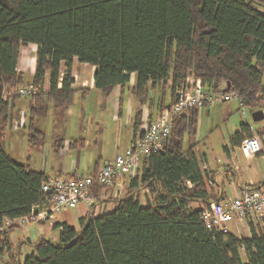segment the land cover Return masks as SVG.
Segmentation results:
<instances>
[{"label":"trees","instance_id":"obj_1","mask_svg":"<svg viewBox=\"0 0 264 264\" xmlns=\"http://www.w3.org/2000/svg\"><path fill=\"white\" fill-rule=\"evenodd\" d=\"M29 44L37 46L30 82L17 69ZM74 58L95 66L96 89L109 95L120 87L118 102L124 90L144 102L167 85L174 102L175 86L188 76L208 89L224 81L253 99L264 93V0H0V220L29 215L47 198L42 184L49 177L5 149L1 135L14 102H31L29 141L38 143L44 132L34 120L47 115L49 101L69 109L78 92H87L72 86ZM30 84L32 95L17 93ZM200 107L175 119L163 150L143 159L112 211L89 213L78 228L55 222L58 241L41 237L26 254L25 241L8 238L13 225L0 239V264H264L263 229L251 223V236L238 237L210 232L201 218L211 194L193 147H183ZM141 124L137 114L135 132ZM252 135L242 124L232 141ZM197 201L204 204L197 208Z\"/></svg>","mask_w":264,"mask_h":264},{"label":"crops","instance_id":"obj_2","mask_svg":"<svg viewBox=\"0 0 264 264\" xmlns=\"http://www.w3.org/2000/svg\"><path fill=\"white\" fill-rule=\"evenodd\" d=\"M36 51L37 46L35 44H29L21 49L17 69L24 75L29 76L28 82L32 80L35 72ZM32 58H35L34 64L31 65V67H28L27 60H31ZM66 71V67L62 66V75L65 74ZM94 73L95 66L80 62L77 58H74L71 70V76L74 79L72 86L74 88L86 89L87 92L80 91L82 95H86L89 91H94L96 89ZM134 82L135 75L132 74L130 84L133 85ZM48 88L49 84L47 82L45 89L48 90ZM158 89L162 90V93L157 94ZM164 92L163 89H155L151 93V95L153 94L151 96L152 99L150 98V100L148 98V102H142L133 95L129 97L125 110L127 109L126 123L127 126L130 127L125 136H123L121 126L118 127V125H113L120 120V116L124 113L122 108L123 102H118L120 87H117L108 95L111 99L115 96L116 100L113 106H115V117L118 115V118L113 122H106L99 119L91 122L83 121L78 128L74 129L72 132L70 131V115L75 112V109H70L71 106L68 110H63L64 112L59 111L61 118L54 123L56 124L57 129H59V127L61 128L54 132L51 139L47 140V130L36 126V121L38 120L36 118L34 120V125L36 128L44 132L43 138H41L38 143L31 144V146L29 145V148L25 151L22 150L20 153H18V151L15 152V154H18L13 156L12 153L14 152L10 151L14 140L13 133L15 132L20 135H17V137H19L22 144L25 143L27 139L29 140L30 137L29 124L27 123L25 126H19L16 123L20 111L23 109L28 110V100L26 99L25 101L22 99L19 102H14L12 122L7 123L5 129L2 130L1 136L4 141V146L6 148L9 146L8 153L12 159L26 164L32 169L42 171L48 177H54L57 175L69 176L75 173H93L104 162L114 159L116 155L123 153L128 148L131 140L136 134L134 122L137 114L141 115L142 122L144 121V118L146 121L151 122L159 114L160 106H167L171 103L165 102ZM80 103L82 108L77 115L78 118H83L88 102ZM97 103L99 104L101 102ZM215 103L216 102H213L209 105ZM53 107L55 106L53 105ZM204 107L206 106L198 108V119L195 126V132L189 133L188 140L184 138L183 147L185 149L193 147L197 154L204 185L207 191L211 194L209 197L210 202L215 200L227 201L233 196L240 194L245 187L258 185L264 180V119L260 120L261 124L257 127H254L247 120L242 119L240 125L234 132V134L238 132L242 124H248L253 135H257L260 138L261 151L254 157L247 158L243 155L240 149V144H234L232 141L234 134L231 135L230 145H224L223 154L215 155L214 150L211 148H198L199 141L196 139V133ZM262 107L264 106L259 104L257 110H260ZM58 109L61 108H56L55 111H58ZM233 110L234 108L232 107L229 114L234 113ZM227 112H229V110ZM68 116L69 118L67 119ZM243 116L247 118V111ZM38 118L40 119V117ZM110 129L113 130L111 131ZM126 137V145L125 147H122V138L125 139ZM186 142L187 144L185 145ZM31 149H33L32 155H30ZM190 185H192V183H190ZM109 194L110 195L107 197H102L101 195L97 202L92 205L91 209L85 203H81L77 208L58 213L55 218L52 219L45 220L38 218L23 226L14 225L15 228L9 232L8 238L11 243L18 244L23 242L22 238L26 237L27 240L29 237L30 241L27 240L28 242L24 243L21 247L24 254L33 251V244L41 237H47L54 241H58L59 230H56L53 227L55 222H65L78 228L80 226V219L87 214L91 213L96 216L112 211L116 206V199H118L123 193L118 194L114 187L109 191ZM203 204V202L197 201L194 205L198 208ZM257 219V225L254 226L264 230V212L260 214ZM228 228L230 233L238 237L251 236V222L247 219L231 220L228 224ZM18 231H21V233ZM5 235L6 233L3 234V237Z\"/></svg>","mask_w":264,"mask_h":264},{"label":"built area","instance_id":"obj_3","mask_svg":"<svg viewBox=\"0 0 264 264\" xmlns=\"http://www.w3.org/2000/svg\"><path fill=\"white\" fill-rule=\"evenodd\" d=\"M35 60V58H32ZM30 67V60H27ZM224 84L219 90L208 89L200 78L188 76L175 86V101L165 106L156 118L140 125L128 148L112 160L104 162L95 172L75 173L69 176L57 175L49 177L42 184V191L47 198L33 206L29 215L0 220V239L4 232L13 225L23 226L35 219H52L58 213L77 208L85 203L90 209L97 202L96 192L101 189L102 197L109 196L115 187L118 194L124 192L128 182L138 176L142 170L143 159L151 153L163 150L166 139L170 136L174 121L193 106L206 103L238 100L242 113H246V102L249 98L242 96L237 90L227 89ZM32 84L22 86L17 93L29 97L35 92ZM9 90L5 91V97ZM259 94H256V97ZM28 109L31 102L28 101ZM264 109V107H262ZM27 109L20 111L16 123L27 124ZM240 149L247 158H252L261 151V141L257 135L245 137ZM264 212V180L258 185L247 186L243 191L227 201H213L202 211L201 218L210 232H229L228 224L234 219H247L257 225V218Z\"/></svg>","mask_w":264,"mask_h":264},{"label":"rangeland","instance_id":"obj_4","mask_svg":"<svg viewBox=\"0 0 264 264\" xmlns=\"http://www.w3.org/2000/svg\"><path fill=\"white\" fill-rule=\"evenodd\" d=\"M34 61H35L34 59H31L30 64L33 65ZM28 77H29L28 75L27 76L25 75V78L27 80H28ZM224 84H226L224 81L220 82V86H223ZM163 91H165L164 92L165 102H168V103L171 102L170 85H167ZM159 93H162V90L158 89L157 94ZM131 95L132 94L129 93L128 90L123 91L122 108H123L124 113L122 111L123 114L120 116V120L116 122L117 124L116 123L113 124L114 126H117V125L118 127L121 126L123 136L126 135V132H128V128L130 127V126H127V123H126L127 109L125 110V108H126L127 102L129 101V97ZM263 96H264V93H261L256 98H253V99L249 98V100L247 99L246 102H249V104L245 107L247 111V118L243 116L241 107L239 105V101L235 99H232L229 101H218L213 105H209V103H206L205 105H203L206 107H204L203 113L200 116V122L198 123V129L196 133V139L199 141L198 148L200 149L211 148L214 150L215 155H221L223 154L224 145L226 144L230 145L231 135L234 134L237 127L240 125L241 123L240 121L242 119L247 120L254 127L259 126L261 122L260 121L254 122L252 113L257 110V107L259 106V104L260 105L262 104L264 106ZM147 98L144 102H148ZM115 101H116L115 96L111 99L110 97H108V95L104 94L102 91L98 89H95L94 91H89L86 95H82V93L78 92L74 98L75 104L70 108L72 110L75 109V112L70 115V122H71L70 131L73 132V130L78 128L80 123L83 121L91 122V121H96L99 119V120H104L106 122H113L114 120H116V118H118V115L117 117H115V114H116L115 106H113ZM80 102H88V106L85 109V115L83 118L81 117L78 118V115H77L78 112L82 108V105ZM97 102H101V103L98 104ZM48 105L50 106L51 111L49 109L46 116H41L40 119L37 118L38 120L36 121V126L42 127L45 130H47V140L51 139L54 132L56 130H60L61 128L59 127V129H57L56 124L54 123L55 121H58V119L61 118V116L59 115V111L64 112L65 110H68V109H58V111H55L56 108L53 107L52 101H49ZM232 107L234 108L233 110L234 113L229 114L230 110H232ZM228 110L229 112H227ZM262 110L264 111V109ZM68 118L69 116L67 117V119ZM110 130L112 131L113 129H110ZM17 135L19 134L15 132L13 133L14 140L12 143V147L10 148V151L14 152L12 153L13 156H16L18 153H20V151L22 152V150L25 151L27 148H29V145L31 146L32 144L28 139L26 140L25 143L22 144V142L20 141L19 137H17ZM188 137H189V133L186 132L184 138L187 139ZM122 139H123L122 147H125L127 137L125 139L124 138ZM186 144L187 142L185 143V145ZM7 148L5 147V149L8 152L9 146ZM32 150L33 149H31L30 155H32L33 153ZM17 151L18 153L15 154V152ZM18 232L21 233V231H18ZM22 241H25L26 243L28 242L26 240V237L22 238Z\"/></svg>","mask_w":264,"mask_h":264},{"label":"water","instance_id":"obj_5","mask_svg":"<svg viewBox=\"0 0 264 264\" xmlns=\"http://www.w3.org/2000/svg\"><path fill=\"white\" fill-rule=\"evenodd\" d=\"M231 87V85L228 83L227 84V89H229ZM253 120L254 121H260L264 119V111L262 109L257 110L255 112H253L252 114ZM27 240L30 241V238L28 237Z\"/></svg>","mask_w":264,"mask_h":264}]
</instances>
